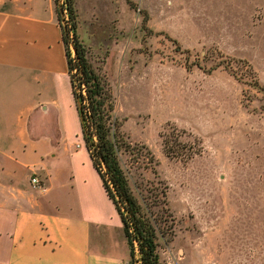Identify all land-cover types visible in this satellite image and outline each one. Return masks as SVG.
I'll return each instance as SVG.
<instances>
[{"label":"rangeland","instance_id":"1","mask_svg":"<svg viewBox=\"0 0 264 264\" xmlns=\"http://www.w3.org/2000/svg\"><path fill=\"white\" fill-rule=\"evenodd\" d=\"M130 1L72 4L159 260L264 264V0Z\"/></svg>","mask_w":264,"mask_h":264},{"label":"crops","instance_id":"2","mask_svg":"<svg viewBox=\"0 0 264 264\" xmlns=\"http://www.w3.org/2000/svg\"><path fill=\"white\" fill-rule=\"evenodd\" d=\"M129 258L83 140L55 0H0V264Z\"/></svg>","mask_w":264,"mask_h":264},{"label":"trees","instance_id":"3","mask_svg":"<svg viewBox=\"0 0 264 264\" xmlns=\"http://www.w3.org/2000/svg\"><path fill=\"white\" fill-rule=\"evenodd\" d=\"M128 2L133 4L130 0ZM63 9H67L73 21L71 27L62 29V38L85 146L108 196L120 214L130 256L137 252L141 264H165L159 260L152 219L142 212V205L132 192L128 175L119 159L118 151L128 143H125L120 132V121L114 113L109 83L105 74L88 59L86 49L78 39L72 0H65ZM70 32L73 56L68 44Z\"/></svg>","mask_w":264,"mask_h":264},{"label":"built area","instance_id":"4","mask_svg":"<svg viewBox=\"0 0 264 264\" xmlns=\"http://www.w3.org/2000/svg\"><path fill=\"white\" fill-rule=\"evenodd\" d=\"M31 182L35 186H39V187L42 186V182L37 176L31 177ZM121 264H141L138 253L136 252L135 255L133 256V258L122 261Z\"/></svg>","mask_w":264,"mask_h":264}]
</instances>
